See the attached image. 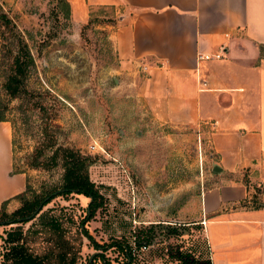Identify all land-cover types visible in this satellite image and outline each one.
<instances>
[{
    "label": "rangeland",
    "instance_id": "374dc122",
    "mask_svg": "<svg viewBox=\"0 0 264 264\" xmlns=\"http://www.w3.org/2000/svg\"><path fill=\"white\" fill-rule=\"evenodd\" d=\"M0 7L14 23L6 43H12L13 49L17 42L24 43L31 55L24 76L31 92L26 105L36 101L31 106L35 108L26 107L30 115L24 122L19 99L0 89L4 115L14 121V161L25 168L32 187L41 180L58 179L59 166L43 170L24 165L26 153L36 143L40 113L58 143L89 155V178L103 196V204L83 222L86 196L51 198L21 224L30 251L54 258L65 250L75 255L78 264L94 251L112 263L123 259L116 245L93 248L82 226L98 243L125 242L131 264H208L203 224L190 222L200 192L219 173L211 169L216 156L208 127L179 121L159 109L152 84L148 94L144 92L151 83L148 67L142 61L118 59L110 33L122 7L114 8L111 22L103 21L110 9L94 8L91 16L74 22L70 15L63 17L58 0H0ZM247 174L246 168L242 177L250 188L247 197L264 201L263 185L250 182ZM17 205V199L8 200L5 212ZM6 229L0 226L3 236Z\"/></svg>",
    "mask_w": 264,
    "mask_h": 264
},
{
    "label": "crops",
    "instance_id": "0c3cea01",
    "mask_svg": "<svg viewBox=\"0 0 264 264\" xmlns=\"http://www.w3.org/2000/svg\"><path fill=\"white\" fill-rule=\"evenodd\" d=\"M67 1L74 22L89 4L122 7L110 33L118 59L148 67L144 92L152 84L159 109L208 127L221 170L191 220L205 219L210 264H264V207L232 206L250 191L246 168L249 181L264 186V0ZM220 44V58L195 59ZM11 166V126L0 119V203L24 188L25 173Z\"/></svg>",
    "mask_w": 264,
    "mask_h": 264
},
{
    "label": "trees",
    "instance_id": "16d2710c",
    "mask_svg": "<svg viewBox=\"0 0 264 264\" xmlns=\"http://www.w3.org/2000/svg\"><path fill=\"white\" fill-rule=\"evenodd\" d=\"M59 10L63 17L69 16V4L67 0H58ZM97 9L99 11L103 9H110L111 14L103 21H112L114 15L112 14L114 6L111 4H89L88 15H92V10ZM102 20V19H101ZM106 22V23H107ZM0 89L3 90L11 98L19 99L20 109L19 113H22V120H28L29 115L26 113L28 108L35 105L36 101L29 103V96L31 95L24 84V76L26 66L32 62L31 55L24 43L17 42L16 49H13L12 43H6L11 34L14 33V23L6 12L0 7ZM3 27V28H2ZM24 106V107H23ZM40 110L41 106H37ZM24 115V116H23ZM39 113L36 122V143L30 147V150L26 153L24 159V165L28 169L41 168L43 170H49L53 167L59 166L61 171L56 181L52 183L41 180L37 187H32L27 176L25 177L24 188L12 195L11 197L4 199L0 203V226H8L4 236L0 233V239L2 238L3 244L0 243V256L3 261L0 264H78L76 263L75 255L67 253L65 250L57 252L56 256L43 254H36L30 251L26 245V233L21 229V224L30 221L39 210L48 203L55 195H67L71 193L82 194L87 197V203L85 205V213L81 219V222L91 217L96 209L103 204V196L99 192V189L95 183L89 178L88 165L90 164V157L79 149L70 145L58 143L53 133H50L46 124L42 121ZM0 119L8 120L11 126V146H12V172H24L25 168L17 164L14 161V121L8 119L4 115L2 103L0 100ZM35 119V121H37ZM264 186L262 187V190ZM17 199L18 205L9 212H5L4 206L10 199ZM246 206V207H264V201L259 198L244 197L232 206ZM223 209V207L221 208ZM191 223H198L196 221H190ZM16 224V225H15ZM56 228L57 223H51ZM13 226V227H11ZM82 234L91 242V246L97 249H106L112 245H116L123 253V259L112 263L109 258L105 257L99 251H94L89 255L84 264H131L132 255L129 251V247L125 242L112 241L110 243H98L87 233L86 229L80 227ZM202 240L205 244L206 259L210 264L208 248L206 240L202 231ZM60 238V235H58Z\"/></svg>",
    "mask_w": 264,
    "mask_h": 264
},
{
    "label": "built area",
    "instance_id": "2783aa9c",
    "mask_svg": "<svg viewBox=\"0 0 264 264\" xmlns=\"http://www.w3.org/2000/svg\"><path fill=\"white\" fill-rule=\"evenodd\" d=\"M224 34L227 35V33H224ZM223 49H224V46L222 44H220L219 47L217 48V50L213 51V52L197 51L195 53V59L197 61L204 60V59H218L222 56ZM199 221H200V223L204 224L205 219L201 218Z\"/></svg>",
    "mask_w": 264,
    "mask_h": 264
},
{
    "label": "water",
    "instance_id": "95a60500",
    "mask_svg": "<svg viewBox=\"0 0 264 264\" xmlns=\"http://www.w3.org/2000/svg\"><path fill=\"white\" fill-rule=\"evenodd\" d=\"M211 169H212V171L217 172V171L221 170V167L217 163H213L211 166Z\"/></svg>",
    "mask_w": 264,
    "mask_h": 264
}]
</instances>
